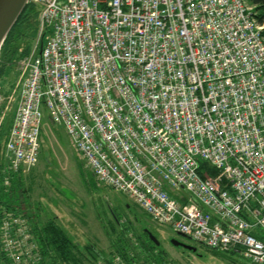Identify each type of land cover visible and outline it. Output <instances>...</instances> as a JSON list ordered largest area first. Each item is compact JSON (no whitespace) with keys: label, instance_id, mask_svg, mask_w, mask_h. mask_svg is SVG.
I'll return each instance as SVG.
<instances>
[{"label":"built area","instance_id":"1","mask_svg":"<svg viewBox=\"0 0 264 264\" xmlns=\"http://www.w3.org/2000/svg\"><path fill=\"white\" fill-rule=\"evenodd\" d=\"M30 2L40 34L22 62L9 170L37 165L45 110L153 222L264 264V27L246 0ZM1 232L11 264H42L28 220Z\"/></svg>","mask_w":264,"mask_h":264},{"label":"rangeland","instance_id":"2","mask_svg":"<svg viewBox=\"0 0 264 264\" xmlns=\"http://www.w3.org/2000/svg\"><path fill=\"white\" fill-rule=\"evenodd\" d=\"M24 28L11 38L0 74V144L10 132L23 85L24 51L35 45L32 29ZM32 46V47H33ZM0 56V62H1ZM41 148L37 165L23 176L28 196L23 204L34 221L55 219L75 243L95 246L102 254H111L113 243L145 244L170 264H250L241 259L211 253L207 248L178 236L167 226H160L129 197L100 183L86 166L66 131L53 124L43 110ZM22 200V195H19ZM23 201V200H22ZM20 202V201H19ZM38 214V215H37ZM151 234L159 243L156 248ZM173 241L195 248L190 252ZM138 249L141 251V247ZM135 251H131L133 254ZM144 256L145 254L141 252Z\"/></svg>","mask_w":264,"mask_h":264},{"label":"trees","instance_id":"3","mask_svg":"<svg viewBox=\"0 0 264 264\" xmlns=\"http://www.w3.org/2000/svg\"><path fill=\"white\" fill-rule=\"evenodd\" d=\"M248 6L252 9V15L255 18L258 25L264 27V0H246ZM40 9L34 3H29L23 13L20 15L16 24L10 31L1 51L0 62V74L2 73V67L5 63V57L8 52V45L11 42V38L17 35L24 28V23L31 27L33 40L35 41L40 34ZM264 37V30L262 32ZM33 46V44H32ZM32 46L27 48L23 55L19 58L22 59L28 55ZM9 133L4 144H0V223L3 213L5 211L12 213H19V209L23 206L24 201L27 199V189H23V173H14L9 170L8 162L5 159V145L8 139ZM215 174V173H214ZM22 195V200L19 198ZM20 201V202H19ZM31 221V231L33 234V240L38 245V248L43 257L42 264H100L103 261L106 264H116L113 260V256H120L126 264H139L140 261H149L146 254L138 256L139 249L145 247L148 255H151V261L155 264H170L162 256H157L156 251H153L151 246H144L142 244H132L131 241L127 243H113L111 246L113 251L110 254H102L96 250L94 246L82 247L80 244L75 243L67 232L61 227L55 219L48 222L34 221L32 216H29ZM207 248V247H205ZM211 253L218 254L217 251L207 248ZM131 251H135L133 254ZM141 252V251H140ZM142 254V253H141ZM231 257L238 258L232 254L223 253ZM137 255V256H136ZM0 264H11L8 260L7 254L3 249L0 238Z\"/></svg>","mask_w":264,"mask_h":264},{"label":"water","instance_id":"4","mask_svg":"<svg viewBox=\"0 0 264 264\" xmlns=\"http://www.w3.org/2000/svg\"><path fill=\"white\" fill-rule=\"evenodd\" d=\"M31 0H0V51L20 15L23 13L25 7L31 3ZM150 241L159 246L158 241L151 235ZM173 244L177 247H183L184 249L195 252V248L185 246L181 243L173 241Z\"/></svg>","mask_w":264,"mask_h":264},{"label":"flooded vegetation","instance_id":"5","mask_svg":"<svg viewBox=\"0 0 264 264\" xmlns=\"http://www.w3.org/2000/svg\"><path fill=\"white\" fill-rule=\"evenodd\" d=\"M26 201V200H25ZM24 205H26V206H28L29 207V205L27 204V203H25ZM23 208V206L19 209V213H12V212H8V211H5L4 213H3V216H2V220H1V223H0V238H1V242H2V246H3V241H2V232H1V228H2V226H3V224L8 220V219H11L13 216H20V217H23L24 219H26V220H28V222H30V224H31V222H33V221H31L32 219H29V216H31V213H30V211L28 212V211H24V209H22ZM38 215V214H37ZM32 217H33V215H32ZM178 236H181V235H178ZM132 243V242H131ZM132 244H134V243H132ZM182 244V243H181ZM135 245H138V244H135ZM143 245V244H142ZM156 248H160V245L159 246H157V245H155V244H153ZM90 246H92V245H90ZM144 246H145V244H144ZM94 248L96 249V247L94 246ZM97 250V249H96ZM141 252H143L144 254H146V257H147V259L149 260L148 262L147 261H145V262H142V261H140L139 262V264H155L153 261H151V258H150V256L151 255H148V253L146 252V249H145V247L144 248H142L141 249ZM141 252L139 251V253H138V256H141L142 254H141ZM156 255L157 256H159L157 253H156ZM137 256V255H136ZM166 261H168L166 258H164ZM113 260L114 261H116V264H118V263H121V264H126L125 262H124V260L120 257V256H113ZM169 263H170V261H169ZM100 264H106V263H104L103 261H101V263Z\"/></svg>","mask_w":264,"mask_h":264}]
</instances>
